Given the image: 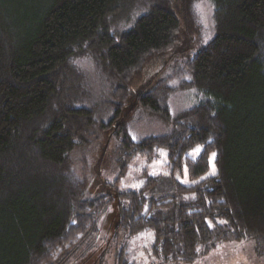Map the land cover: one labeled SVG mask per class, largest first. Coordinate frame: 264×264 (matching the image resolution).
<instances>
[{
  "label": "trees",
  "instance_id": "1",
  "mask_svg": "<svg viewBox=\"0 0 264 264\" xmlns=\"http://www.w3.org/2000/svg\"><path fill=\"white\" fill-rule=\"evenodd\" d=\"M197 1L0 0V264H52L58 249L73 252L99 232L115 200L117 228L152 233L166 260L242 239L264 252V0H210L211 40L158 80L139 81L197 27ZM185 90L197 101L173 111ZM127 112L166 130L136 135ZM107 134L121 175L155 149L167 151L172 173L93 186L103 162L88 152ZM117 264H133L124 249Z\"/></svg>",
  "mask_w": 264,
  "mask_h": 264
},
{
  "label": "rangeland",
  "instance_id": "2",
  "mask_svg": "<svg viewBox=\"0 0 264 264\" xmlns=\"http://www.w3.org/2000/svg\"><path fill=\"white\" fill-rule=\"evenodd\" d=\"M197 12V27L184 33L180 40L167 54L162 55L146 66L139 81L141 83H151L158 80L180 65L195 53L198 48L208 43L215 34L214 25V6L210 0H198L195 6ZM195 24V25H196ZM94 75H92V79ZM139 85L136 83L135 85ZM197 101V92L194 90L180 91L171 98L173 111H179L191 106ZM127 112V120L136 135H148L151 133H162L166 128L155 118L145 117L136 112ZM99 146L94 151L88 152L89 160L93 163L94 159H102L103 175L93 178V186L102 181H112L120 176V188L139 187L143 184L144 174L154 175L157 173L171 174L172 168L167 160V151L155 149L151 156L133 157L124 174H120V168L114 163V149L117 142L115 134H107L102 138ZM103 146V150L101 148ZM196 152L188 155L195 158ZM98 151V153L96 152ZM100 151V152H99ZM83 152H79L81 155ZM192 155V156H191ZM215 154L211 155L210 175L217 173L214 164ZM78 170L80 171L79 165ZM180 179L181 175L176 170L174 172ZM187 171L184 168L183 181H187ZM193 184L194 182H185ZM92 186V187H93ZM102 187V186H100ZM170 189H156L149 192L150 196H159L168 193ZM100 192L103 188H100ZM119 201L115 200L99 220V232L82 242L73 252L58 249L52 258V264H117L121 251H125V259L133 264H264V252L259 248L253 239L221 241L215 249L208 254L199 256L193 261H170L154 251V237L150 232H141L130 236L123 232L118 226Z\"/></svg>",
  "mask_w": 264,
  "mask_h": 264
}]
</instances>
